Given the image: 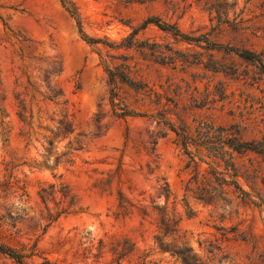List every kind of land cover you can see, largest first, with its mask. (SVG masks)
Listing matches in <instances>:
<instances>
[{
	"label": "rangeland",
	"instance_id": "1",
	"mask_svg": "<svg viewBox=\"0 0 264 264\" xmlns=\"http://www.w3.org/2000/svg\"><path fill=\"white\" fill-rule=\"evenodd\" d=\"M67 1L74 15L0 0V221L12 205L14 225L4 218L2 242L27 264H264V161L235 154L239 188L206 203L192 177L222 163L203 149L192 161L163 121L264 133V73L229 50L264 62L263 0ZM52 183L76 201L49 222L38 192ZM0 264L17 263L0 252Z\"/></svg>",
	"mask_w": 264,
	"mask_h": 264
},
{
	"label": "trees",
	"instance_id": "2",
	"mask_svg": "<svg viewBox=\"0 0 264 264\" xmlns=\"http://www.w3.org/2000/svg\"><path fill=\"white\" fill-rule=\"evenodd\" d=\"M64 6L69 10V12L74 15L75 11L72 8L73 3L67 0H60ZM67 4V5H66ZM264 4V0H263ZM79 31L83 34L80 22L78 21ZM145 23H152L157 27L173 32L175 35L184 34L180 32L179 28L172 23L160 22L157 17H149L145 20ZM88 39V38H87ZM88 41V40H87ZM231 52L239 56L240 58L258 63L260 70L264 73V62L261 57L258 56L255 52L249 49H239L231 47L229 48ZM108 80L110 84L115 83L116 78H119L120 81L127 83L129 86H134L135 83L133 79L123 70H120L117 73L111 69H107ZM177 135L180 146L183 149V152L190 156L193 161V152H199L203 149L207 154L217 160L218 165L222 163L223 170L217 171L214 167L210 166V171L208 172L209 176H203L202 180H198V172L193 175V184L192 193L199 200H202L206 203H211L220 199H223L224 195L228 194L226 188L230 185H237V167L235 165L234 156L235 154L243 155L246 153H253L264 161V133L259 136H254L247 138L245 136L246 126H242L240 123H230V124H217L213 119L210 118H199L194 119L191 125L186 123H181L180 127L176 129L170 122L163 120ZM64 131H68L64 129ZM197 170V163L195 164ZM229 177L227 178L226 177ZM206 178L205 180H203ZM239 188V187H238ZM39 197L44 205V208L47 210L46 217L49 219V222L56 220L61 213L68 212L75 205V195H73L66 185L62 183H52L47 187H42L39 192ZM56 194L60 195L59 201L55 200ZM53 202L55 204L62 203V208L56 213H52L48 210V204ZM12 205L9 207L10 210L7 213L6 217H2L3 220L0 221V227H3L5 223L4 218L10 220V225H13L12 219ZM20 208V209H19ZM15 213H18L23 208L19 207ZM9 225V224H8ZM191 249L187 246L176 249L174 252L178 254L182 260H194V256H190L189 252ZM0 252L8 254L11 256L17 264H27L24 261V258L27 257V254L17 252L12 246L7 245L2 242V236L0 234ZM35 264H52L49 260H44L40 263Z\"/></svg>",
	"mask_w": 264,
	"mask_h": 264
}]
</instances>
